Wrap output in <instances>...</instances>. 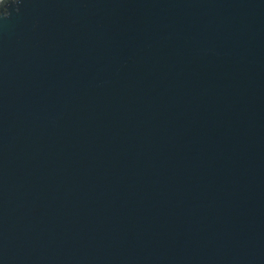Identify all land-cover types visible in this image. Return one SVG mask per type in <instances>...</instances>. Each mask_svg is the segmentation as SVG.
<instances>
[{"label":"water","instance_id":"1","mask_svg":"<svg viewBox=\"0 0 264 264\" xmlns=\"http://www.w3.org/2000/svg\"><path fill=\"white\" fill-rule=\"evenodd\" d=\"M0 264H264V0H0Z\"/></svg>","mask_w":264,"mask_h":264},{"label":"trees","instance_id":"2","mask_svg":"<svg viewBox=\"0 0 264 264\" xmlns=\"http://www.w3.org/2000/svg\"><path fill=\"white\" fill-rule=\"evenodd\" d=\"M11 1H14V0H11ZM4 9L6 10V5L4 6Z\"/></svg>","mask_w":264,"mask_h":264}]
</instances>
